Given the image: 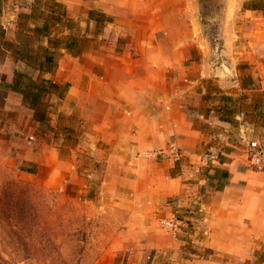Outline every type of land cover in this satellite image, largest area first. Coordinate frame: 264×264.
Returning <instances> with one entry per match:
<instances>
[{
    "label": "rangeland",
    "instance_id": "obj_1",
    "mask_svg": "<svg viewBox=\"0 0 264 264\" xmlns=\"http://www.w3.org/2000/svg\"><path fill=\"white\" fill-rule=\"evenodd\" d=\"M133 1L131 0L132 5ZM140 1L142 6H147L145 10L148 11L156 5L161 7L163 27L169 30L175 28L174 38H182L184 41L190 37L195 38L196 35L207 38L205 45L161 44L157 47L162 57L174 67L173 71L176 69L182 71L183 78L179 83L193 82L195 92L196 89L201 92V100L205 101L206 105L218 100L219 103L233 106L234 99L245 100L246 96L243 94H238V97L219 95L224 88L213 84L214 80L225 78L215 76L220 75L219 70H224L225 47L220 45L219 40L218 20L221 15L219 12H210L218 11L226 4V0ZM240 5L252 10L253 13H235L233 14L235 20L237 19L239 23L250 22L251 16H255L261 23V32L257 40L260 45L257 51L263 56L264 0H227V6ZM194 6L199 7V12H190ZM183 7H187L188 11L178 14ZM96 14L88 13L89 18L97 21L96 25L84 24L80 28L74 26L70 35L68 33L64 39L52 42V46L57 48L66 44L71 45L70 53L77 58L74 61L79 64L77 69L81 73L94 72L97 67L92 66L93 54H98L99 47L106 41L97 37L102 32L107 17ZM190 19L192 20L188 27ZM113 44L114 42L109 40L105 49L101 50L104 55L113 54L111 52L113 48L118 51L129 48L125 47L124 42L117 43L115 47ZM141 47L147 48L149 62L156 63L157 61L151 60L150 57L152 46ZM26 51V55L39 64L43 56L40 49L27 48ZM49 54L52 58L50 63L52 67L49 65L48 70L53 71L60 54L57 51H50ZM192 64L201 70L209 71L211 76L204 79L196 78L192 71L195 67ZM114 66L109 68L112 80L120 78L124 73L122 66ZM250 67L251 65L245 62L229 59L228 68L234 72L232 75L228 74L226 79L234 81L232 89H235L237 83V77L233 74L236 70L240 72L243 86L257 85L251 80ZM44 68L48 71L45 63ZM137 69L141 70L139 66ZM61 87L62 89H55L60 95L57 98L49 91H45V85L41 84L38 89L30 85V88L24 89L22 103L17 104L13 101L10 108L5 110L0 108V121L7 123V126H0V264H94L105 249L125 239L124 236L118 235L124 224L113 202L125 203L128 197H118L111 189H103L104 154H100L99 159L94 154L102 144L84 126L83 121L89 120L81 122L83 119L81 113L92 117L91 101L95 95L97 99L102 100L101 93L104 94V87H91L89 95H83L84 99L80 98L81 107L90 101V107H82L81 111L75 109V102L64 99L63 92L66 87L64 85ZM113 91L115 90L111 91L112 101L115 99ZM191 94L197 93L192 91ZM110 96L111 94L105 96L102 102L107 104L106 98L109 99ZM3 104L0 94V106ZM98 110L100 109L95 111ZM235 110L236 108L232 107L225 112L232 113ZM126 112L127 110L119 109L118 115L124 117ZM27 118L36 119L41 123L34 137L27 135L29 123L26 122V126L23 124ZM234 121H237L238 138L235 139L236 143L227 149L233 154L231 159L235 163L236 172L244 173L243 176L234 173V183L246 184L264 170L252 169L253 172H258L255 174L249 171L250 167L248 169L244 166V155L247 158L246 141L242 140L239 132L241 121L239 119ZM213 125L212 133L222 127L215 123ZM117 127L119 133L125 132L121 124ZM3 129L6 130L3 132ZM8 131L15 132L18 137H12ZM119 145L121 148L119 155L111 162L112 175L124 170L123 165L127 161H133L132 158L125 157L126 142H120ZM172 146L178 147L171 140L165 147L139 152L136 156L139 160L154 158L163 165L154 170L150 169L152 189H141L142 202L152 203L157 207L153 211L156 232L158 231L156 239L160 242L156 246L153 245V249L159 250L151 255L148 261L154 264H203L211 255V250L205 246L208 240V234L205 232L207 221L226 218L227 225L222 223L218 225L219 228H223L221 236L214 237L225 245L224 249H219L225 253L220 259L221 264H264V237L262 240L253 237L252 234L249 237L245 230L236 234L231 233L233 219L248 217L236 215L232 211L234 210L232 205L222 201L221 197L219 199L218 194L227 182V175L207 173L213 164L211 161L220 160V151L210 148L205 150L204 156L209 157L201 165L195 164L188 156L183 158V155L176 163L166 156H153L156 151L167 150ZM141 169L148 171L144 166H141ZM159 198H163L161 205L158 204ZM163 207L166 209L163 210ZM171 216L180 222L178 232L176 231L174 236L164 231L160 224L161 220Z\"/></svg>",
    "mask_w": 264,
    "mask_h": 264
},
{
    "label": "crops",
    "instance_id": "obj_2",
    "mask_svg": "<svg viewBox=\"0 0 264 264\" xmlns=\"http://www.w3.org/2000/svg\"><path fill=\"white\" fill-rule=\"evenodd\" d=\"M133 4L131 0H0V94L4 103L0 108L2 110L10 108L13 101L17 104L22 103L26 87L30 88L32 85L38 89L42 84L45 85V91H49L57 98L60 95L55 89H62L61 86L64 85L66 87L63 92L64 99L75 102V109L81 111L82 107H90V101L81 107L80 98L89 95L91 87H104V94L101 93L102 100L97 99L95 95L91 101L92 117L80 112L83 117L81 122L89 120L83 121L84 126L102 144L94 154L97 159L100 158V154H104L103 189H111L118 197H128V200L125 203L113 202L124 224L118 235L124 236L125 239L105 249L94 264H154L148 260L159 250L153 249V245L156 246L160 242L156 239L158 231L156 232L153 211L157 207L155 204L142 202L141 189H152L150 169L154 170L163 165L154 158L139 160L136 156L139 152L165 147L171 140L179 147L177 148L180 150L181 158L182 155L183 158L188 156L197 165L205 163L209 157L204 156L205 150L210 148L220 151V160L211 161L213 164L209 166L207 173L227 175V182L218 194L219 199L222 198V201L232 205L234 207L232 211L236 215L248 217L233 219L231 233L236 234L245 230L247 236L250 237L252 234L253 237L262 240L264 171L249 183H234V173L241 176L244 173L236 172L235 163L231 159L233 154L227 149L235 144V139L238 138L237 121H234L237 119L244 128L252 130L250 138H258L264 143V55L261 56L257 51L260 45L259 41L257 42L261 32L260 21L257 17L251 16L250 22L239 23L233 14L253 13L252 10L242 5L227 6V0L218 11L210 12H219L221 15L218 20L219 40L220 45L225 47L223 53L226 72L219 70L220 75H215L225 78L214 80L213 84L224 88L219 95L238 97V94H243L246 97L240 101L234 99L233 106L219 103L218 100L208 102L209 105H206L205 101L201 100V92L197 89L195 92L193 82L179 83L183 78L182 71L177 69L173 71L174 67L162 57L157 47L161 44L205 45L207 38L198 35L195 38H188L187 41L174 38L176 29L169 30L163 27L161 7L156 5L148 11L145 10L147 6H142L140 0H134ZM187 11L188 8L183 7L178 14ZM196 11L199 12V7L194 6L190 12ZM89 12L107 17L102 32L97 37L106 41L99 47L98 54H93L92 66L97 67L94 72L81 73L77 69L79 64L74 61L77 58L63 47L52 46L51 41L64 39L68 33L71 34L74 26L80 28L84 24L96 25L97 21L88 17ZM191 20L188 21V27ZM109 40L114 42V47L117 43L124 42L125 47L129 48L120 51L113 48L111 51L113 54L104 55L101 50L105 49ZM144 45L152 46L150 57L151 60H156V63L149 62L147 48L141 47ZM27 48L40 49L43 56L39 64L26 55ZM50 51H57L60 56L55 61L56 68L53 71H45V57L50 55ZM229 59L250 64L249 74L257 85L243 86L240 72L236 70L233 74L237 77V83L235 89H232L234 81L226 79L228 74L232 75L234 72L228 68ZM112 65L124 68L120 78L114 80L110 78L109 68ZM192 65L195 67L192 71L196 78L204 79L211 76L209 71ZM137 66L141 70H138ZM203 67L205 69V66ZM201 88L204 89L202 85ZM112 89L115 90L113 101ZM192 91L197 94H191ZM109 94L111 96L109 99L106 98L107 104L102 102ZM232 107L236 110L232 113L225 112ZM96 109L100 110L95 111ZM119 109L127 110L124 117L118 115ZM26 122L30 127L27 135L34 137L41 123L33 118L25 119L23 123L25 126ZM214 123L222 127L212 133ZM6 124L0 121V126H7ZM119 124L125 131L122 134L117 130ZM8 133L14 138L18 137L13 131ZM120 142H126L125 157L132 158L133 161H127L123 165L124 170L112 175L111 162L119 155ZM213 157L215 156H210ZM243 164L249 169L246 155ZM141 166L147 167L148 171L141 169ZM249 171L253 172L251 168ZM162 200L163 198H159L158 204L161 205ZM162 209L165 210L166 207ZM207 223L205 232L208 234V240L205 246L211 250V255L203 264H221L220 259L225 253L219 249H224L225 245L214 237L221 236L223 228H219L218 225L220 223L227 225V220L211 219Z\"/></svg>",
    "mask_w": 264,
    "mask_h": 264
},
{
    "label": "built area",
    "instance_id": "obj_3",
    "mask_svg": "<svg viewBox=\"0 0 264 264\" xmlns=\"http://www.w3.org/2000/svg\"><path fill=\"white\" fill-rule=\"evenodd\" d=\"M239 132L243 141H246L247 147V161L248 165L253 170H264V143L258 138H250L249 135L252 130H248L243 127V124H239ZM248 133V136H247ZM153 156H166L173 163L179 162L181 159V153L177 147H170L167 150L156 151ZM161 227L164 231L169 232L172 236L176 235V231L179 229L180 222L173 216L161 220ZM178 232V231H177Z\"/></svg>",
    "mask_w": 264,
    "mask_h": 264
},
{
    "label": "trees",
    "instance_id": "obj_4",
    "mask_svg": "<svg viewBox=\"0 0 264 264\" xmlns=\"http://www.w3.org/2000/svg\"><path fill=\"white\" fill-rule=\"evenodd\" d=\"M52 42L54 43V42H58V40H55V39H53L52 41H51V44H52ZM71 45L70 44H66L63 48L65 49V50H67V51H69L70 52V47ZM52 62V58L50 57V55L49 56H46L45 57V66L47 67L46 69L48 70V67H49V65H50V63ZM51 66V65H50ZM52 67V66H51ZM49 71V70H48ZM41 91L43 90V89H40Z\"/></svg>",
    "mask_w": 264,
    "mask_h": 264
}]
</instances>
